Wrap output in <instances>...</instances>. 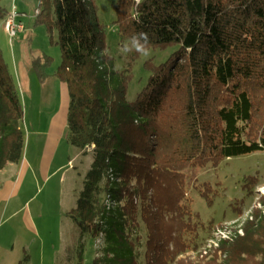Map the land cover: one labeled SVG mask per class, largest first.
Returning <instances> with one entry per match:
<instances>
[{
    "label": "trees",
    "instance_id": "obj_1",
    "mask_svg": "<svg viewBox=\"0 0 264 264\" xmlns=\"http://www.w3.org/2000/svg\"><path fill=\"white\" fill-rule=\"evenodd\" d=\"M3 2L0 22L10 14ZM114 8L121 47L143 31L151 49L176 48L159 66L146 62L151 76L133 102L140 55L127 52L116 68L96 0H39L35 16L61 50L55 76L68 88V141L94 156L69 212L81 238L102 241L92 264H264L258 209L243 236L207 257L181 258L204 243L186 170L264 152V0H116ZM51 64L46 55L32 61L41 83ZM23 117L0 49V180L23 159ZM84 248L75 264H86Z\"/></svg>",
    "mask_w": 264,
    "mask_h": 264
},
{
    "label": "rangeland",
    "instance_id": "obj_2",
    "mask_svg": "<svg viewBox=\"0 0 264 264\" xmlns=\"http://www.w3.org/2000/svg\"><path fill=\"white\" fill-rule=\"evenodd\" d=\"M96 2L99 19L108 27V54L115 58V66L121 70L127 52L120 46V37L113 25L116 0ZM3 4L10 12L14 8L25 16L26 31L12 41L4 31V22H0V49L23 106L21 128L25 146L23 164L10 165L17 171L6 176L4 172L2 176L0 243L16 262L28 256L27 264H75L79 243H83L86 264H92L102 241L87 235L81 238L69 212L77 206V197L94 156L91 149L83 153L68 141V88L55 76L61 64L60 47L51 42L45 25L36 24L39 0H4ZM57 35L55 31L54 40ZM175 51L174 47L151 49L149 55H140L133 67L129 101L137 99L151 76L145 68L146 62L152 60L159 66ZM44 55L52 58V64L47 69L46 82L41 83L32 69V61ZM252 179L258 183L256 186L251 183ZM205 187L209 188L206 196L203 195ZM186 192L196 216L194 222L202 225L199 227L202 242L226 222L242 223L246 219L245 226L250 216L254 218L256 209L262 211L258 207L264 209V152L225 159L216 167L207 165L186 170ZM199 239L196 243H200ZM204 244L197 250L187 251L181 258H203L215 251L208 255L201 253L199 250ZM143 254L144 249L141 260Z\"/></svg>",
    "mask_w": 264,
    "mask_h": 264
},
{
    "label": "built area",
    "instance_id": "obj_3",
    "mask_svg": "<svg viewBox=\"0 0 264 264\" xmlns=\"http://www.w3.org/2000/svg\"><path fill=\"white\" fill-rule=\"evenodd\" d=\"M39 13V10H36V15ZM25 16H21L16 9H12L9 16L3 23L4 31L8 34L11 41L17 37L19 34L24 33L26 30V24L23 21ZM261 206V205H259ZM258 207V206H257ZM262 210V214L264 215V209L258 207ZM253 215L250 216L249 220L253 221ZM246 219L242 223H238L236 221L226 222L220 227L214 229L210 238H208L199 250L201 253L208 255V252L219 248L223 242H231L235 240L238 236L244 235V224L246 223ZM203 257V256H202Z\"/></svg>",
    "mask_w": 264,
    "mask_h": 264
},
{
    "label": "clouds",
    "instance_id": "obj_4",
    "mask_svg": "<svg viewBox=\"0 0 264 264\" xmlns=\"http://www.w3.org/2000/svg\"><path fill=\"white\" fill-rule=\"evenodd\" d=\"M139 2L140 0H137V3ZM123 51H135L141 56L149 55L151 51V43L148 34L143 31L135 34L130 43L124 45Z\"/></svg>",
    "mask_w": 264,
    "mask_h": 264
},
{
    "label": "crops",
    "instance_id": "obj_5",
    "mask_svg": "<svg viewBox=\"0 0 264 264\" xmlns=\"http://www.w3.org/2000/svg\"><path fill=\"white\" fill-rule=\"evenodd\" d=\"M56 150V149H55ZM23 159L20 161V163L18 164H13V163H10L6 166V168L1 172V180H2V176H3V173L5 172V176L6 174H8L9 172L11 174H13L14 172H16L17 170L16 169H12L10 168V165H15V166H21L23 164ZM10 168V169H9ZM16 170V171H15ZM1 180H0V184H1ZM14 249V248H13ZM12 252V251H11ZM8 252H6V247L0 243V264H18L19 262L16 260L10 255L8 256L7 254Z\"/></svg>",
    "mask_w": 264,
    "mask_h": 264
}]
</instances>
